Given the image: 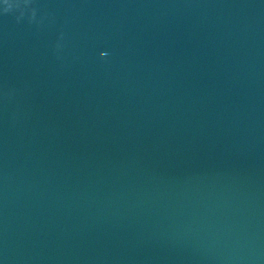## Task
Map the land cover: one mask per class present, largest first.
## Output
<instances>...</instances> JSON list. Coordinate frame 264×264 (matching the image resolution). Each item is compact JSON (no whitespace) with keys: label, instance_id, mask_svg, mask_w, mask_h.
I'll use <instances>...</instances> for the list:
<instances>
[{"label":"water","instance_id":"obj_1","mask_svg":"<svg viewBox=\"0 0 264 264\" xmlns=\"http://www.w3.org/2000/svg\"><path fill=\"white\" fill-rule=\"evenodd\" d=\"M8 3L0 264H264V0Z\"/></svg>","mask_w":264,"mask_h":264},{"label":"clouds","instance_id":"obj_2","mask_svg":"<svg viewBox=\"0 0 264 264\" xmlns=\"http://www.w3.org/2000/svg\"><path fill=\"white\" fill-rule=\"evenodd\" d=\"M25 2H26V0H25ZM4 4H5V7H4V11L5 12H9L13 7H16V8H19L20 7V5L19 4H16V5H13V4H10V3H8V0H4ZM23 13L21 12V15H22ZM35 13L33 12V15H34Z\"/></svg>","mask_w":264,"mask_h":264}]
</instances>
